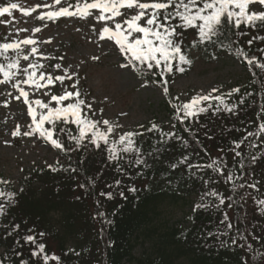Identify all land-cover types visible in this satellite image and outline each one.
I'll return each instance as SVG.
<instances>
[{
	"label": "trees",
	"instance_id": "16d2710c",
	"mask_svg": "<svg viewBox=\"0 0 264 264\" xmlns=\"http://www.w3.org/2000/svg\"><path fill=\"white\" fill-rule=\"evenodd\" d=\"M257 36H264V30L242 26L239 31H227L226 36L221 38L223 48L218 43L192 48V41L197 39L196 31L189 29L184 32L183 51L193 63L190 67L186 66L184 73L174 71L166 74L168 87L178 76L191 72L195 64L194 54L206 62L232 54L249 76L240 92L227 102L230 106H236L233 113L220 111L213 115L210 110L181 124L175 118L174 105L168 103L166 108L172 109L175 127L160 126L154 119L137 132L142 135L135 137L136 143L143 149L149 165L147 168L125 164L128 175H124L116 170L114 163L108 161L103 149L96 150L87 142L77 149L75 142L68 138L69 135H78L75 126L58 125L56 137L66 148L73 150L65 153L51 146L56 155L52 163L33 167L17 185L11 182L0 185V190L16 193L18 201L15 205L8 204L5 215L0 217V261L3 264H19L23 259L29 264H40V261L31 258L33 246L25 243L23 238L44 232L46 235L38 239L45 243L47 254L60 257V261L50 260L49 264H256L242 246L224 247L215 235L209 238L207 233H216L218 229L224 232L221 219L226 212L233 228L221 238L235 236L240 245L247 242L264 251V207L256 203L264 199V159L246 169V173L251 174L237 181L236 191H232L224 176L210 170L205 169L199 177H193L185 166L172 169L171 165L184 155L191 157L190 162L200 164L223 157L227 164L225 175L229 171L240 174L235 167L232 142L239 141L247 131L255 132L257 129L260 122L258 114L264 107V72L256 68L250 71L243 59L235 55L234 48L243 47L250 56L264 60V54L260 51L264 49V41L254 40L251 46L247 43ZM137 75L162 89L158 75L147 71L144 75ZM241 99L243 104L240 103ZM153 123L164 132H174L187 140V147L176 139L162 143L159 131H148ZM61 126L65 127L63 133L58 130ZM186 128L192 131H185ZM250 140L261 146L248 148L245 144L243 151L257 156L264 153V136ZM149 153L152 155L149 156ZM0 178L4 179L3 176ZM117 180L121 181L119 188L115 186ZM204 180L209 183H203ZM254 182L258 185L256 189L238 187L239 183ZM81 184L86 187H79ZM131 186L138 191L129 192ZM211 189L231 197L233 207L228 208L226 203L220 210L193 213V206L200 202L203 193ZM109 191L113 192V199L101 195ZM120 191L124 192L126 199L119 196ZM167 205L185 208L191 205L186 227L161 222L157 224ZM97 212L106 213L107 219L112 221L111 225L104 224L101 218L96 217ZM193 216L194 220H190L189 217ZM17 224L19 229L13 230V225ZM9 232L12 234L9 235ZM147 242L152 245V250H146L137 257L136 248ZM70 249L80 255H75Z\"/></svg>",
	"mask_w": 264,
	"mask_h": 264
},
{
	"label": "snow or ice",
	"instance_id": "6c2138e0",
	"mask_svg": "<svg viewBox=\"0 0 264 264\" xmlns=\"http://www.w3.org/2000/svg\"><path fill=\"white\" fill-rule=\"evenodd\" d=\"M65 3H67V0H52V3L37 4L35 7L25 8L19 3L11 2L6 6H0V17L7 15L13 19L10 21L0 19V24L8 26L10 23H14V10H18L27 17L41 7L48 9L36 17L41 22L56 21L62 17L87 19L95 15V20L101 24V27L97 29L93 25L92 31L98 35L100 41L114 42V46H118L119 52L126 57V62L122 63L120 67L128 69L129 75L132 70L140 75H144L146 71L158 75L164 95L169 93V80L166 78V74H171L174 71L184 73L186 66L190 67L193 63L190 56L183 51L185 31L189 29L196 31L197 39L192 41V48L212 43H218L223 48L224 43L221 38L225 37L229 30L239 31L242 26L249 29L264 30V10H253L252 8V6L259 5L261 9H264V0H76L74 4L67 3V6H64ZM22 31L26 32L28 29H16V34L18 35ZM41 31L42 29L39 26L32 29L33 34ZM257 39L264 41V36L253 37L248 40V45L251 46L253 41ZM46 42L50 43V41ZM36 43L37 41L32 36L12 40H8L6 36L3 41H0V85L11 84L12 88L18 91L19 94L15 95L14 99L20 101L23 98L22 102L27 105V113L31 117V124L29 125L31 130H21L20 126L17 125L11 135L13 137L19 135L35 137L38 135L40 139L50 143L53 148L67 153L73 149L66 148L64 143L56 137L57 126H75L78 135H69L68 138L75 142L76 148L79 149L87 142L96 150L103 149L106 152L108 161L116 165L118 172L128 175L124 167L125 164L130 167H149L147 160L144 158L143 149L135 140V137L143 133L124 132L118 138H114V134L121 125L107 119L101 120L95 116L92 103H89L80 91L78 72L70 71L71 66H69V68L63 69V74L53 75L45 70L44 64L38 61H30L29 56L38 52L35 47ZM229 43L233 42L229 41ZM22 46H32L30 54H23L24 49ZM260 51L264 54V49ZM234 52L237 57L243 59L250 71L256 68L264 72V60L255 55L250 56L249 52L243 47H235ZM43 58L48 59L47 57ZM59 59L63 58L60 57ZM92 59L95 61L99 58L93 57ZM21 60L27 62L26 66L22 67ZM54 68L61 70L62 66L57 63ZM157 69L159 70L158 73L156 72ZM253 75H255V72H253ZM66 81L71 83L63 91V94H53L52 89L57 82L64 85ZM25 86L31 89V93L26 90ZM218 91L219 89L214 88L210 93L197 94L188 102L174 105L175 118L183 124L185 121L210 110L213 115L220 111L233 113L236 106L225 103L224 96L213 95ZM239 92L240 88H233L231 92L227 93V96ZM38 93L48 97L47 102L40 98L30 99V95L35 96ZM8 95L11 96L12 93H8ZM211 101L217 103L213 105ZM204 102L209 103L204 105ZM240 103H244L243 99ZM3 106L8 107V102L5 101ZM258 116L260 122L256 131H247L246 135L239 141L232 142L231 151L239 175L232 171L227 172L225 175L227 164L226 158L223 157L212 159L207 164H200L190 162L191 157L184 155L177 163L171 165L172 169L180 165L185 166L186 171L193 177H199L205 169L210 170L224 176L225 181L232 186V191H236L237 181L243 180L246 174H251L246 173V169L250 165H255L258 160L264 159V153L257 156L254 153L242 150L245 144L248 148L261 146L254 140H250V138L264 136V107L261 108ZM46 125L49 126L46 127ZM63 126L58 129L61 133L65 132ZM153 130L160 132L162 143L165 140L176 139L182 142L185 147L188 145L187 140L176 136L174 132H164L155 123L148 129V131ZM185 131L191 132L192 129L186 128ZM208 138L211 139L212 137ZM5 143L9 142L6 141ZM148 155L151 156L152 153ZM49 167L52 166L49 165ZM66 170L75 171V169ZM9 183L10 181L0 178V185ZM203 183L208 184L209 181L204 180ZM120 185V180L115 181L117 188ZM79 187L85 188L86 185L81 184ZM238 187L240 189H256L258 185L255 182L239 183ZM20 191L22 192L23 189H20ZM128 191L135 193L138 189L131 186ZM16 195L14 192L6 193L0 190V217L5 215L8 204L15 205L18 202ZM101 195L107 199L114 198L111 191L102 192ZM119 196L126 199L123 191L119 192ZM231 200V197H225L217 190L211 189L203 193L200 202L193 206V213L208 209L220 210L226 203L228 208H232ZM256 203L258 206L264 207V199H259ZM96 217L101 218L106 225L110 226L112 223L111 220L107 219L104 212H97ZM189 219L194 220V216L189 217ZM221 224L225 226L224 232L218 229L216 233H207V236L211 238L215 235L224 247L229 245L242 246L250 254L252 261L256 264H264V251L254 248L251 243L245 242L240 245L235 236H230L229 239L221 238L228 235L233 228L226 212L223 214ZM18 229V224L13 225V230ZM29 231L32 232L33 230L29 229ZM11 234L12 232H9V235ZM45 235L44 232H40L26 235L23 238L25 243L33 246L31 258L40 261V264H49L50 260L60 261V257L47 254L45 243L40 242L38 239V237ZM109 245H111V242H109ZM69 251L77 256L80 255L75 250L70 249ZM16 255L19 256L20 253L17 252ZM0 264H3V262L0 261ZM19 264H29V261L21 259Z\"/></svg>",
	"mask_w": 264,
	"mask_h": 264
},
{
	"label": "rangeland",
	"instance_id": "374dc122",
	"mask_svg": "<svg viewBox=\"0 0 264 264\" xmlns=\"http://www.w3.org/2000/svg\"><path fill=\"white\" fill-rule=\"evenodd\" d=\"M11 2L19 3L25 8H32L37 4L52 3V0H0V6H6ZM75 2L76 0H67V3ZM67 3L64 6H67ZM252 8L264 10L259 5ZM47 10L43 7L38 8L27 17L18 10H14L15 22L8 26L0 24V41H3L6 36L8 40L32 36L37 41L35 47L38 52L29 56L30 61L44 64L45 70L53 75L63 74V69L71 66L70 71L79 73L80 91L87 101L92 103L95 116L121 125L114 134V138H118L124 132L142 131L146 124L154 119L160 126L171 128L174 118L172 109L166 108L168 103L176 105L188 102L193 96L210 93L214 88L219 91L213 95L224 96V102H230L236 93H232L231 96H227V93L237 87L241 90L249 76L248 71L232 54L210 62L194 54L195 64L191 72L178 76L169 85L168 95H164L162 89L156 84L139 77L134 70L129 75L128 69L120 67L126 62V57L119 52L118 46H114V42L100 41L98 35L92 31L93 25L97 29L101 27V24L95 20V15L87 19L62 17L56 21L44 22L36 18L41 12ZM0 19L10 21L13 18L5 15ZM37 26L41 27L42 31L33 34L32 29ZM16 29H28V31H22L17 35ZM31 47L22 46L23 54H30ZM60 57L63 59H59ZM93 57L99 59L94 61ZM57 63L61 64V70L54 68ZM26 64L27 62L21 60L22 67ZM70 83L66 81L64 85H60L57 82L52 89L53 94H63ZM26 90L31 93V89L26 87ZM8 93L12 95L9 96ZM18 94L11 84L0 85V176L16 185L27 171L36 166L48 165L56 158L51 146L38 135L35 137L11 135L17 125L21 130H31L29 127L31 117L27 113V105L22 102L23 98L20 101L14 99V96ZM35 98L44 99L46 102L49 99L39 93L35 96L30 95V99ZM5 101L8 102V107L3 106ZM214 102L211 101V103ZM208 103L204 102V105ZM6 141L9 143L6 144ZM262 195L264 198V190ZM191 210V205L186 208L181 205H167L157 224L161 222L168 223L169 226L186 227L187 216ZM146 250L149 252L152 250V245L148 242L138 246L135 254L140 257Z\"/></svg>",
	"mask_w": 264,
	"mask_h": 264
}]
</instances>
